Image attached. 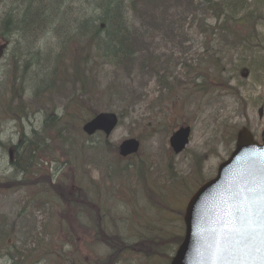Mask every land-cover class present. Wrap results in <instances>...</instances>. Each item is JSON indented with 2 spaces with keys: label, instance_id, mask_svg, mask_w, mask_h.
I'll return each mask as SVG.
<instances>
[{
  "label": "rangeland",
  "instance_id": "1",
  "mask_svg": "<svg viewBox=\"0 0 264 264\" xmlns=\"http://www.w3.org/2000/svg\"><path fill=\"white\" fill-rule=\"evenodd\" d=\"M94 1L98 3L100 0H0L1 23L3 16L11 12L16 14L19 26L26 14L34 11H38L39 19L43 20L41 24L31 23L19 27L5 57L0 60V183L11 185L13 181L16 182L13 189H0V221H4L3 225L0 224V264H27L28 261V264H55L68 239L75 241L74 249L77 250L78 246L83 261L99 257V264H102L104 260H101L100 255L108 254L110 249L100 245L98 251L95 248L92 251L84 242L77 241V221L81 224V231L87 226L91 234L92 223L103 224L104 228L109 229L108 235L111 231H118L125 237L127 244L158 234L159 231L164 232L173 236L174 240L164 241L161 249L172 257L178 247L177 241L184 234V213L181 211L202 181L215 176L218 165L232 153L239 126L246 121L241 111L247 112L250 128L257 137L264 130V20L255 29L259 37L254 38L253 11L239 16V5L234 6L237 16L234 20L226 17L229 12L218 18L205 5L207 10L203 9L197 14V21L193 22L191 14L185 13L175 4L174 19L184 29L181 33L188 35V50L183 57L175 54L173 63L164 74L175 78L171 80L178 87L174 95L169 93L161 97L164 87L152 76L148 66H139L144 58L154 56L156 60H161L154 70L162 75V53L181 51L180 48L162 47L163 36L154 40V46L149 47L146 55L142 53L134 68L128 65L110 67L94 59L99 66L93 99L88 104L91 111L77 113L71 110L76 100L74 96H77V80L71 70L72 60L77 61V43L70 45L65 38H77V23L74 20H84L92 12L90 4ZM130 1L126 0L124 4L126 19L130 21L131 33L140 34L138 47L146 48L151 42L145 38L146 32L142 29L141 21L128 11ZM249 1L252 2L250 10L264 7V0ZM61 2L65 4L59 8ZM68 7L70 10L67 12ZM203 18L207 24L211 23V34L210 29L205 34L198 32L199 22ZM216 18L231 24L228 31L219 33ZM241 29L242 34L245 30L246 36L240 35ZM183 61L191 69L197 66L199 71L188 75L189 71L182 67ZM244 68L250 71L248 78L242 77ZM228 85L236 89H228ZM239 90L248 101L247 107L240 103ZM79 101H83V98ZM159 106L163 109L162 113L158 111ZM259 110H262L261 118ZM74 112L77 118L72 116ZM101 112H115L120 116V125L111 137L81 136L74 124L82 126L90 114ZM227 124L230 125L228 128ZM180 125L192 127L190 146L181 155L176 156L171 151L169 158H166L163 151L165 147L170 150L169 137ZM132 138L139 139L143 147L141 145L137 156L122 164L117 160L124 161L118 155V146ZM14 146L17 149L12 165L8 151ZM193 154L208 156L205 163L200 161L202 172ZM30 157L32 163L25 172L22 167L27 166ZM146 159L147 170L150 172L153 168L152 180L171 184L166 191L180 193L169 202L173 205L169 211L148 209L142 192L140 200L134 205L123 204L119 201V193L113 200L110 196L112 191L106 192L109 185L102 186L106 184L105 178L109 173L114 177L129 175V179L124 178L123 181L127 187L138 170L134 164L138 166ZM100 160L102 164H96ZM49 178L58 187L62 184L71 186L75 180L80 187L83 183L87 187L91 186V192H95L91 193L93 196L83 191L91 208L80 207L79 211L88 210L92 218L79 217L78 213L77 218L58 216L59 211L67 209L58 200L41 205L38 200L40 196H36L39 192L50 190ZM118 181H115V185ZM125 192V197L133 200L130 190ZM137 193H140L139 189ZM99 199L107 208L106 211L111 207L118 214L117 217L112 216L110 210L106 213L95 206ZM38 208L47 213L36 210ZM92 209H95L97 216H104L107 222L93 219ZM20 211L23 212L22 218L17 215ZM134 212L149 217L143 223H134ZM52 214L56 217L54 222L49 221L52 220ZM144 221L148 223L147 230ZM24 222H29L26 224H31V228H27ZM43 224H47L48 231L55 236L49 237L50 233L47 232L42 240H38L36 234L43 236L45 233ZM28 229L34 231L29 233ZM60 231L63 232L57 235ZM78 237L83 238L79 233ZM38 242H42V245ZM43 258L48 262H42ZM76 262L71 256L68 264ZM78 264H81L79 260ZM119 264H151V261L142 253L126 254ZM152 264L162 263L157 260Z\"/></svg>",
  "mask_w": 264,
  "mask_h": 264
},
{
  "label": "water",
  "instance_id": "2",
  "mask_svg": "<svg viewBox=\"0 0 264 264\" xmlns=\"http://www.w3.org/2000/svg\"><path fill=\"white\" fill-rule=\"evenodd\" d=\"M116 125L115 115L101 114L84 130L89 135L97 131L110 135ZM188 134V129L180 130L172 137L175 152L185 147ZM257 148L250 135L242 132L237 151L221 166L218 178L192 198L185 216L186 240L173 264H183L201 249L196 248V237L212 263L247 262L264 246V154H258L264 148ZM137 149L138 144L129 141L121 146V154L126 156ZM251 150L255 152L246 153ZM239 160H244V171L239 169Z\"/></svg>",
  "mask_w": 264,
  "mask_h": 264
},
{
  "label": "trees",
  "instance_id": "3",
  "mask_svg": "<svg viewBox=\"0 0 264 264\" xmlns=\"http://www.w3.org/2000/svg\"><path fill=\"white\" fill-rule=\"evenodd\" d=\"M63 4H65V2H61L59 8ZM124 4L125 1L123 0H100L97 4L93 5V12L91 14L88 13L90 14L89 19L80 22L77 19L74 20V22L77 23V38L68 39V37H66L65 41L69 40L73 41L72 43H77V82L88 89V92L85 91L83 95H77V100L82 96L85 97L84 94L92 97L90 92L97 82L96 67L99 63L96 61H90L93 51L97 55L99 61L104 64L112 67L128 65L134 68L137 67L136 60L142 57V53L146 55V52L150 50L149 47L154 46V40L163 36L165 48H171L172 46H175V43H178V46L183 49L187 36L181 33L184 31L183 28L178 31L180 32L179 34L175 33L176 21L173 15L175 4L181 7L185 13L191 14L193 22L197 20L196 15L199 12H202L203 9H206L204 7L205 5H207L208 11L213 12L218 18L223 13L229 12L230 14L227 13L226 17L231 20H234V18L236 19L237 17L234 11V6L239 5V15L243 13L247 14L250 11L248 0H132L130 2V8L133 12L134 18L141 21L142 29L146 32L145 38L149 39L151 42L146 48L140 49L137 45L139 43L138 40L141 38L138 37L140 34L131 33V24L128 25V22L124 17ZM69 9L70 7H68L67 10ZM66 13L67 12H65L64 15H66ZM27 17L28 23L41 24L43 22V20L39 19L40 14L38 11L28 13ZM13 19L14 17L12 14L6 15L4 25L2 26L4 31L8 30L11 24L14 23ZM200 24L204 25L205 21L201 20ZM230 25L231 24L227 20L221 22L217 19L216 29L220 32L228 31L229 28L226 27ZM72 43L69 44L71 45ZM161 59V64L164 70H161L160 72L165 74L170 64L174 61V53L172 51H166L162 54ZM160 62L161 60H156V57L154 56H147V58L143 59V62H139V66H148L151 70L152 76L156 75L159 83L165 87V85L168 84L167 77L160 75V73H157V71L154 70ZM89 102L90 99H87L86 101L83 100V102H81L82 108H84L86 104H89ZM92 226L99 235L103 233V224L92 223ZM84 234L89 233L84 232ZM87 237L88 239L91 238L90 235ZM120 240L117 239V242L121 244ZM91 241L110 243L115 240L109 238L101 239V237H98L97 239H91ZM72 244H74L73 241ZM70 249L74 251L73 248ZM119 250L120 251H117L111 256H101V260H104L102 264H108L107 261L109 259L116 262L123 254L135 251L136 248H126L121 246ZM73 254L74 253L72 252V255ZM119 254H121L120 257ZM75 255L77 256L78 264V252H75ZM99 263L98 260L95 263L90 262L89 264ZM82 264L88 263L83 262Z\"/></svg>",
  "mask_w": 264,
  "mask_h": 264
},
{
  "label": "bare ground",
  "instance_id": "4",
  "mask_svg": "<svg viewBox=\"0 0 264 264\" xmlns=\"http://www.w3.org/2000/svg\"><path fill=\"white\" fill-rule=\"evenodd\" d=\"M259 16L261 17L262 20H264V11L260 12ZM258 37H259V35H258ZM246 117H247V120L245 121V123L250 124V119L248 118L247 113H246Z\"/></svg>",
  "mask_w": 264,
  "mask_h": 264
}]
</instances>
